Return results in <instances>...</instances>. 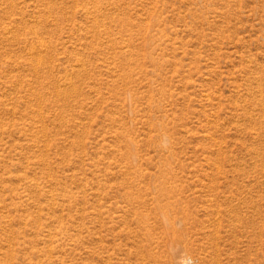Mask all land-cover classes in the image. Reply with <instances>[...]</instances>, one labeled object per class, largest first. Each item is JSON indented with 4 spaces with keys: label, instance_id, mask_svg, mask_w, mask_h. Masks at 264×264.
<instances>
[{
    "label": "rangeland",
    "instance_id": "1",
    "mask_svg": "<svg viewBox=\"0 0 264 264\" xmlns=\"http://www.w3.org/2000/svg\"><path fill=\"white\" fill-rule=\"evenodd\" d=\"M0 264H264V0H0Z\"/></svg>",
    "mask_w": 264,
    "mask_h": 264
}]
</instances>
